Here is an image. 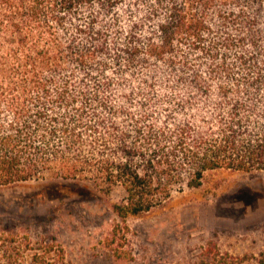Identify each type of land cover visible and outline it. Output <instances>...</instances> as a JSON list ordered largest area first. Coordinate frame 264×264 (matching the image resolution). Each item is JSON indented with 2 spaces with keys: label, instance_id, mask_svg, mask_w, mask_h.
I'll return each mask as SVG.
<instances>
[{
  "label": "trees",
  "instance_id": "obj_1",
  "mask_svg": "<svg viewBox=\"0 0 264 264\" xmlns=\"http://www.w3.org/2000/svg\"><path fill=\"white\" fill-rule=\"evenodd\" d=\"M219 171H264V0H0V187L121 188L126 222ZM0 264L70 263L0 227Z\"/></svg>",
  "mask_w": 264,
  "mask_h": 264
},
{
  "label": "rangeland",
  "instance_id": "obj_2",
  "mask_svg": "<svg viewBox=\"0 0 264 264\" xmlns=\"http://www.w3.org/2000/svg\"><path fill=\"white\" fill-rule=\"evenodd\" d=\"M122 194L50 175L3 186L0 227L54 238L70 264H198L210 244L252 264L264 250V171L216 172L203 187L176 188L166 208L126 222L111 207Z\"/></svg>",
  "mask_w": 264,
  "mask_h": 264
}]
</instances>
